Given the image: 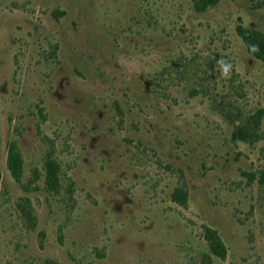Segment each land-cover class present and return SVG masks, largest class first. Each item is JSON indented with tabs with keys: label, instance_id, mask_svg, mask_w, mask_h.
I'll return each mask as SVG.
<instances>
[{
	"label": "rangeland",
	"instance_id": "1",
	"mask_svg": "<svg viewBox=\"0 0 264 264\" xmlns=\"http://www.w3.org/2000/svg\"><path fill=\"white\" fill-rule=\"evenodd\" d=\"M238 25L264 34V0H0V264H264V62Z\"/></svg>",
	"mask_w": 264,
	"mask_h": 264
},
{
	"label": "trees",
	"instance_id": "2",
	"mask_svg": "<svg viewBox=\"0 0 264 264\" xmlns=\"http://www.w3.org/2000/svg\"><path fill=\"white\" fill-rule=\"evenodd\" d=\"M194 2V7L197 12L203 11L206 7L216 5L219 0H192ZM236 33L242 40L243 44L246 47V50L249 54L253 55L255 58L264 62V34L249 28H245L243 26H236ZM253 46H255V50H253ZM261 112L257 113V117ZM251 134L246 125L239 126L232 134L233 139H240L246 141L251 138ZM7 166L11 172L12 177L15 182H17L20 187L24 190L27 189V186L21 182L22 179V159L16 148L14 143H11L9 146V154L7 158ZM47 170L45 173L44 187L45 189L53 194L58 193L60 188V181L57 176V171L55 169L54 162H48L46 164ZM261 182H264V172H261ZM29 214V212H28ZM29 217V215H28ZM30 218V217H29ZM205 240L209 248V252L211 255L222 257L224 254V248L218 237L214 232L206 231ZM209 260V259H208Z\"/></svg>",
	"mask_w": 264,
	"mask_h": 264
},
{
	"label": "clouds",
	"instance_id": "3",
	"mask_svg": "<svg viewBox=\"0 0 264 264\" xmlns=\"http://www.w3.org/2000/svg\"><path fill=\"white\" fill-rule=\"evenodd\" d=\"M253 50H255V46H253ZM217 63L220 65L221 75L225 78H228L233 69V65L231 62L225 61L223 57L217 60Z\"/></svg>",
	"mask_w": 264,
	"mask_h": 264
}]
</instances>
